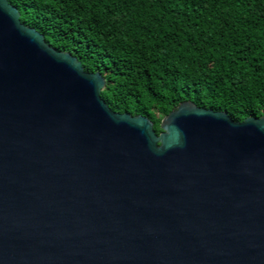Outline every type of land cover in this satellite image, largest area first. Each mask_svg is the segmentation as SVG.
<instances>
[{"label": "water", "instance_id": "95a60500", "mask_svg": "<svg viewBox=\"0 0 264 264\" xmlns=\"http://www.w3.org/2000/svg\"><path fill=\"white\" fill-rule=\"evenodd\" d=\"M105 87L0 0V264H264V116L158 135Z\"/></svg>", "mask_w": 264, "mask_h": 264}, {"label": "trees", "instance_id": "16d2710c", "mask_svg": "<svg viewBox=\"0 0 264 264\" xmlns=\"http://www.w3.org/2000/svg\"><path fill=\"white\" fill-rule=\"evenodd\" d=\"M53 49L106 80L118 114L161 131L182 103L264 116V0H8Z\"/></svg>", "mask_w": 264, "mask_h": 264}]
</instances>
